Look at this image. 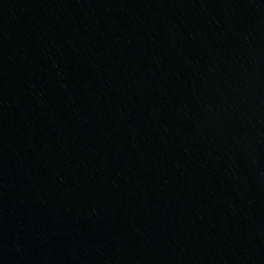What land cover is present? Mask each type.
Listing matches in <instances>:
<instances>
[{
	"label": "water",
	"instance_id": "95a60500",
	"mask_svg": "<svg viewBox=\"0 0 264 264\" xmlns=\"http://www.w3.org/2000/svg\"><path fill=\"white\" fill-rule=\"evenodd\" d=\"M0 264H264V0H0Z\"/></svg>",
	"mask_w": 264,
	"mask_h": 264
}]
</instances>
